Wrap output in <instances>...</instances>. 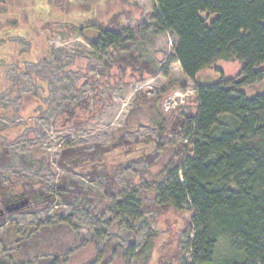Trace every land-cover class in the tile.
Instances as JSON below:
<instances>
[{
	"label": "rangeland",
	"instance_id": "374dc122",
	"mask_svg": "<svg viewBox=\"0 0 264 264\" xmlns=\"http://www.w3.org/2000/svg\"><path fill=\"white\" fill-rule=\"evenodd\" d=\"M156 9L153 0H0V148L10 154L0 181L12 184L10 196L26 197L30 183L49 196L3 214L0 235L12 228L0 239V264L191 262L193 211L156 209L169 172L179 168L182 179L186 138L174 122L195 114L197 84L234 77L242 65L219 60L191 80L171 62L175 38L158 29ZM120 29L119 43L104 46L103 33ZM263 90L264 80L241 88L249 97ZM121 135L134 145L112 152L124 163L110 180L91 179L89 164L58 162L67 146L92 150ZM64 177L87 194L65 199ZM119 200L135 214L124 215ZM45 225L53 229L42 232ZM231 252L222 237L217 255Z\"/></svg>",
	"mask_w": 264,
	"mask_h": 264
},
{
	"label": "trees",
	"instance_id": "16d2710c",
	"mask_svg": "<svg viewBox=\"0 0 264 264\" xmlns=\"http://www.w3.org/2000/svg\"><path fill=\"white\" fill-rule=\"evenodd\" d=\"M153 1L158 29L175 38L171 62H177L191 80L219 60H238L242 65L234 77L197 84L195 114L176 117L174 129L180 127L186 138L181 145L182 179L179 168L169 172L167 183L158 190L156 209L166 214L189 206L193 211L191 262L186 264H264V90L254 97L241 91L264 80V0ZM122 30L105 31L104 46L119 43ZM130 64L138 65L134 60ZM133 145L121 135L118 142L92 150L67 146L58 162L66 168L89 164L83 168L91 179L110 180L112 166L124 163L112 160V152ZM9 160L8 149L0 148V165ZM67 181L62 178L58 186L65 199L87 194L73 180L68 181L75 185L70 189ZM30 184L26 196L36 205H46L49 196ZM11 188L12 184L0 181L5 206L23 197L7 195ZM117 204L126 216L136 212L130 200ZM4 213L0 211V226ZM11 228L7 225L0 235L4 243L8 239L3 235ZM41 229L45 232L53 227ZM225 236L232 252L220 259L217 247ZM44 263L56 262L45 258L40 264Z\"/></svg>",
	"mask_w": 264,
	"mask_h": 264
},
{
	"label": "water",
	"instance_id": "95a60500",
	"mask_svg": "<svg viewBox=\"0 0 264 264\" xmlns=\"http://www.w3.org/2000/svg\"><path fill=\"white\" fill-rule=\"evenodd\" d=\"M30 198L28 196L22 198L20 197L17 201L6 204L5 209H2V213L5 211L12 212L14 210H18L20 208H23L29 204Z\"/></svg>",
	"mask_w": 264,
	"mask_h": 264
},
{
	"label": "flooded vegetation",
	"instance_id": "af4514ba",
	"mask_svg": "<svg viewBox=\"0 0 264 264\" xmlns=\"http://www.w3.org/2000/svg\"><path fill=\"white\" fill-rule=\"evenodd\" d=\"M17 201V200H16ZM15 202V201H14ZM4 207H5V204H4ZM1 213H2V209H0Z\"/></svg>",
	"mask_w": 264,
	"mask_h": 264
}]
</instances>
